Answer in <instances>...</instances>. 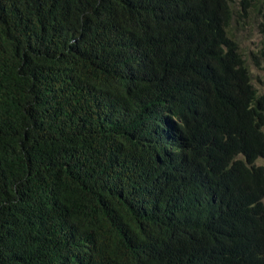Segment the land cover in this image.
Listing matches in <instances>:
<instances>
[{"label": "trees", "instance_id": "16d2710c", "mask_svg": "<svg viewBox=\"0 0 264 264\" xmlns=\"http://www.w3.org/2000/svg\"><path fill=\"white\" fill-rule=\"evenodd\" d=\"M249 14L264 35V0H0V264H264Z\"/></svg>", "mask_w": 264, "mask_h": 264}, {"label": "rangeland", "instance_id": "374dc122", "mask_svg": "<svg viewBox=\"0 0 264 264\" xmlns=\"http://www.w3.org/2000/svg\"><path fill=\"white\" fill-rule=\"evenodd\" d=\"M258 18L257 14H249L244 20L234 23V29L252 75V83L259 92H264V35L257 30ZM257 162L264 163L260 159Z\"/></svg>", "mask_w": 264, "mask_h": 264}]
</instances>
